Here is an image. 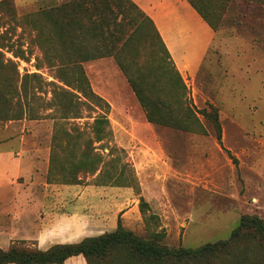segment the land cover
<instances>
[{
	"label": "rangeland",
	"instance_id": "374dc122",
	"mask_svg": "<svg viewBox=\"0 0 264 264\" xmlns=\"http://www.w3.org/2000/svg\"><path fill=\"white\" fill-rule=\"evenodd\" d=\"M119 1L0 0V164H49L48 184L115 190L107 231L86 238L120 218L136 237L162 232L160 246L195 250L227 240L245 216L264 222V0H190L213 32L193 75L178 71L145 13ZM173 70L181 96L167 89ZM102 116L108 135L97 141ZM87 146L93 171L76 164ZM12 167L0 173V249L34 248L43 213L26 187L36 174L11 181ZM126 254L92 263L131 264Z\"/></svg>",
	"mask_w": 264,
	"mask_h": 264
},
{
	"label": "crops",
	"instance_id": "0c3cea01",
	"mask_svg": "<svg viewBox=\"0 0 264 264\" xmlns=\"http://www.w3.org/2000/svg\"><path fill=\"white\" fill-rule=\"evenodd\" d=\"M131 1L153 22L178 71L181 74H196L211 44L213 32L188 2ZM8 165L13 166L11 175L6 177L11 181H15L20 175L29 174L30 182V174H36L26 189L34 186L37 211L42 210L43 213L33 238L37 248L46 250L55 244L77 243L99 231H107L104 226L107 219V196L114 194L115 204L121 201L115 197V190L48 184L43 174H46L49 164H0V173L7 172V169H10ZM83 207H88L87 211ZM110 225L113 226V220ZM64 264H85V261L81 256H77L68 258Z\"/></svg>",
	"mask_w": 264,
	"mask_h": 264
},
{
	"label": "trees",
	"instance_id": "16d2710c",
	"mask_svg": "<svg viewBox=\"0 0 264 264\" xmlns=\"http://www.w3.org/2000/svg\"><path fill=\"white\" fill-rule=\"evenodd\" d=\"M123 1L129 4L130 7L140 11L130 0H120L118 7ZM187 2L208 25L201 11L190 0H187ZM102 12L107 13L109 9ZM140 13L154 26L148 17L141 11ZM157 36L160 39L158 33ZM160 42L165 53L169 56L161 39ZM166 74L167 78H169L167 83L169 92L172 95L181 96L185 91V86L178 72L173 70L172 78L169 76V71ZM129 83L142 106L146 107L142 85L136 83L133 79H129ZM85 95L93 96L90 90ZM93 97L96 101H101L97 96ZM176 104V108L181 110L180 106H183V103L178 98L176 99ZM155 108L158 111L163 110L168 113L172 111L171 106L165 103H160V107ZM184 114L189 117L192 115V112H190V109L185 108ZM194 118L196 120V117ZM146 119L149 123H160L149 111H146ZM107 124L105 116L94 120L97 141L102 140L103 136L108 135V132L104 131V126ZM166 125L171 126L169 122H166ZM174 127L182 131L189 129L185 124H181L178 121L174 124ZM218 141L220 142L219 136ZM81 155V160L76 164H85V167L93 171V166L98 162V157L93 153L90 146H87ZM51 164H53L52 159ZM143 204V200H140V205ZM163 237L164 234L162 232L153 234L148 240L136 237L121 226L120 218H118L117 227L114 232L104 233L95 238H84L77 243L55 244L46 250L12 244L5 250L0 249V264H64L68 258L77 256H81L85 264H93L92 262L95 259L100 260L113 251L121 252L123 256H125V251H127L126 257L127 259H131V264H264V222L255 216L241 218L239 226L231 233L227 240L206 244L195 250L179 248L170 251L159 245V241Z\"/></svg>",
	"mask_w": 264,
	"mask_h": 264
}]
</instances>
